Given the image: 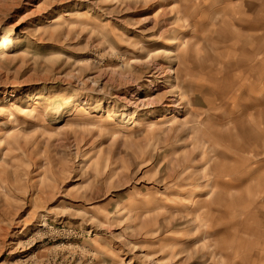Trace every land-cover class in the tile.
<instances>
[{
  "label": "rangeland",
  "instance_id": "374dc122",
  "mask_svg": "<svg viewBox=\"0 0 264 264\" xmlns=\"http://www.w3.org/2000/svg\"><path fill=\"white\" fill-rule=\"evenodd\" d=\"M0 264H264V0H0Z\"/></svg>",
  "mask_w": 264,
  "mask_h": 264
},
{
  "label": "bare ground",
  "instance_id": "6f19581e",
  "mask_svg": "<svg viewBox=\"0 0 264 264\" xmlns=\"http://www.w3.org/2000/svg\"><path fill=\"white\" fill-rule=\"evenodd\" d=\"M26 18L22 17L20 19V21L13 27V29H17L19 28L22 23L25 21ZM178 31V30H177ZM182 35V34H181ZM6 36H2V38L4 39ZM165 42H167L166 44L163 43L166 47H173V46H177L178 48H180L181 46H183L184 42L182 41V37H180L178 34H174L172 35L170 38H167V39H164ZM187 43V42H186ZM169 56H172V57H175L176 55L174 53H170L168 54ZM176 58L178 59V57L176 56ZM139 63V62H137ZM169 75L171 76V78L173 79V81L175 82V85L173 86L174 88V93H175V97L177 99H179L181 101V104H187L189 103L188 100H186L184 98V94L183 93H180L178 91V88H177V85H178V82H179V77H180V71H176V70H170V73ZM13 96V95H12ZM178 100V101H179ZM178 107V106H177ZM184 112H186V107L185 105L182 107V109L179 111L175 110V109H172L170 112H169V115H171V117H176L177 119L179 117H181ZM182 114V115H181ZM133 115L134 113L133 112H127L125 113L124 115V119L126 121V123H128L130 120H132L133 118ZM177 115V116H175ZM143 118V117H142ZM137 120H135L134 122H136ZM142 123H136L135 126H140Z\"/></svg>",
  "mask_w": 264,
  "mask_h": 264
}]
</instances>
